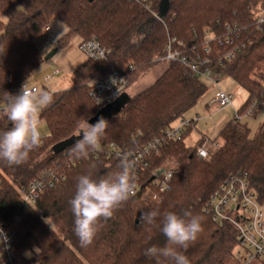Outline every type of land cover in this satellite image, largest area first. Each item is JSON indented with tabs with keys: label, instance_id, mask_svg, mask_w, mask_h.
<instances>
[{
	"label": "trees",
	"instance_id": "trees-1",
	"mask_svg": "<svg viewBox=\"0 0 264 264\" xmlns=\"http://www.w3.org/2000/svg\"><path fill=\"white\" fill-rule=\"evenodd\" d=\"M169 2L167 15L158 18L154 13L159 12L160 0L153 1L152 11L130 0H0V107L5 106V92L17 94L44 62L50 48L38 45L36 39L53 18L67 27L57 41L58 47L74 37L83 41L94 36L109 51L106 60L86 58L72 72L70 87L51 93L53 104L40 113L41 121L49 127V135L42 136V147L30 153L28 161L20 166L10 167L0 161V228L14 235L9 250L0 249V264H155L145 250L153 245L164 246L166 237L159 227L141 224L140 216L156 209L161 214L173 211L183 215L189 211L202 217L203 231L197 240L187 249H180L190 264H237L236 228L229 222L215 223L203 208L229 174L240 170L248 172L251 186L264 204V122L253 133L242 119L229 120L219 132V146L208 160L196 155L205 139L187 145L185 131L167 141L160 155L148 158L149 165L138 183L143 187L152 180L153 169L167 158L174 159L176 172L161 201L143 200L140 190L112 218L101 221L88 247H82L74 233L68 201L75 194L76 178L90 171L94 179L120 171L123 156L128 157L129 152L160 136L207 91L205 82L186 72L181 63L161 59L166 55L169 38L182 40L188 53L202 52L206 25L219 31L226 24L249 26L255 17L253 7L264 4V0ZM212 45L208 56L214 58L222 48ZM157 62H167L165 72L109 121L99 149L91 151L87 159L69 155L71 146L60 153L52 150L56 143L77 134L83 119L87 121L98 112L99 106L89 95L92 79L118 69L131 81L139 71ZM261 64L264 66V29L232 60L223 65L216 61L211 64L215 74L230 76L247 90L248 99L238 110L243 117L249 116L252 102L262 98ZM261 109L258 106L254 115ZM10 127L2 112L0 132ZM110 143L117 144L123 154L109 156L105 147ZM51 172L63 173L65 179L44 189L34 205L21 200L22 189Z\"/></svg>",
	"mask_w": 264,
	"mask_h": 264
},
{
	"label": "built area",
	"instance_id": "built-area-1",
	"mask_svg": "<svg viewBox=\"0 0 264 264\" xmlns=\"http://www.w3.org/2000/svg\"><path fill=\"white\" fill-rule=\"evenodd\" d=\"M130 1L139 3L146 9L151 10L154 0ZM253 12L255 17L253 23L249 26L226 24L219 31L213 26L206 25L204 27L205 43L202 52L188 53L184 51L185 44L182 40H178L175 36L170 37L166 46V55L161 59L179 62L184 66L186 72H191L202 81L208 80L213 85L219 86L216 80L217 74H215L211 67L212 62L216 61L219 65H223L226 61L232 60L238 53L252 45L258 38L259 33L264 29V4L254 6ZM154 15L161 18L159 12L154 13ZM43 31L49 35V42L51 44H57L49 34L51 31L50 23L44 27ZM212 44L222 48L214 58L208 56L213 51ZM78 47L86 58L106 60L108 57L109 51L96 37L80 41ZM129 69L133 70L134 66H130ZM60 73L61 70L59 68H54L53 73L46 75L44 80L48 83L54 76ZM26 84L34 91L41 90L35 84ZM129 86L130 80L124 75L123 71L113 69L108 75L99 76L91 80L89 83V95L94 103L99 106V109H101L115 101L123 93H126ZM48 92L54 93L52 91ZM96 98L99 99L100 103L97 104ZM211 104L217 105L220 108L231 106L233 105V95L219 88ZM258 106L264 107V91L260 101L255 100L252 102L247 115H254ZM2 109L3 107H0V115L3 112ZM238 110H235L234 118L239 120L243 118V115ZM197 119L182 117L141 149L127 154L129 160L135 162L134 172L137 177L135 195L142 190L143 200L154 202L162 200L163 195L170 188V182L176 172V168L156 167L152 170V180L143 187L138 184L141 183V174L149 165V157L160 155L161 149L167 141L181 136ZM218 146L219 143L217 141H205L202 146L197 148L196 155L200 159L208 160L211 152ZM105 149V152L109 156L123 154V150L115 143H110ZM63 179H65L63 173L51 172L43 179L33 181L27 189H22L21 200L34 205L44 189L53 187L55 183ZM203 211L215 223L223 224L229 222L236 228L238 233V244L235 249L237 264H251L255 260L264 261V204L259 201L256 190L251 186L248 172L240 170L230 173L210 195ZM3 233L6 234V239L3 234H0V249L8 251L12 245L14 235L4 229Z\"/></svg>",
	"mask_w": 264,
	"mask_h": 264
},
{
	"label": "clouds",
	"instance_id": "clouds-1",
	"mask_svg": "<svg viewBox=\"0 0 264 264\" xmlns=\"http://www.w3.org/2000/svg\"><path fill=\"white\" fill-rule=\"evenodd\" d=\"M4 102L2 111L11 127L0 132V161L10 167L20 166L28 161L30 153L43 145L44 138L39 130L40 113L53 104L54 97L45 90L34 91L25 83L17 94L5 92ZM108 127L109 121L103 116L95 124L83 119L79 125V138L68 149L69 155L75 159H87L100 145ZM134 167L135 162L123 156L120 171L99 179H94L90 171L76 178L75 194L68 203L74 216V233L82 247L93 243L102 220L112 218L135 195L137 177ZM140 222L159 227L166 237L164 246L153 245L145 250L144 254L153 258L155 264H190L180 249H187L197 240L203 231L202 217L189 211L183 215L173 211L161 214L156 209L142 212ZM0 234L6 239L2 228Z\"/></svg>",
	"mask_w": 264,
	"mask_h": 264
},
{
	"label": "rangeland",
	"instance_id": "rangeland-1",
	"mask_svg": "<svg viewBox=\"0 0 264 264\" xmlns=\"http://www.w3.org/2000/svg\"><path fill=\"white\" fill-rule=\"evenodd\" d=\"M2 18L3 20H5L4 16H2ZM50 24L51 31L49 34L54 39V41L57 42L58 39L67 31V27L58 18H53L50 21ZM80 40V37H74L65 46L58 47L57 44H51L49 42V35L44 33L43 31V33L40 34L36 39L37 44L48 45L50 50L57 48V52L51 59L44 60V62L33 71L32 76L29 79V83L37 85L41 90L48 89L52 92H57L69 88L71 85L72 72L85 59V55L78 47V43ZM167 67V62H157L148 67L146 70L139 71L138 75L131 79L127 93L132 97V99L137 97L139 94L153 85L157 81V79L163 75ZM54 68H59L61 70V73L54 76L47 83L44 78L46 75H51ZM263 68L264 66L263 64H261L259 69ZM218 79L219 86L215 87H211L212 83L210 81L207 80L205 82L207 86L206 93L199 99L194 107L186 112L187 116H191L196 113H199L200 115H206V113L209 112L208 110L206 111V105L210 103L219 88L223 89L227 93H234V95L240 99L244 97V95L246 96V92L234 78L222 74L218 76ZM208 107L210 109H214L215 111L213 113H209L208 116L205 117L206 119L203 120V122L201 121V126L204 129H208L212 126L215 127L217 121L223 116L224 113V111L218 110L215 105H208ZM226 111H229V109H226ZM244 121L247 122L252 132L255 133L260 124L264 122V108L263 111H261L259 115H257V117L245 118ZM87 122L90 123L88 120ZM39 130L41 136L49 135V127L45 121H40ZM79 131L80 130H78L77 133H79ZM187 142L188 144H191L192 142H194V139L188 137ZM160 166L177 168V162L174 159L167 158L163 160L158 167Z\"/></svg>",
	"mask_w": 264,
	"mask_h": 264
},
{
	"label": "crops",
	"instance_id": "crops-1",
	"mask_svg": "<svg viewBox=\"0 0 264 264\" xmlns=\"http://www.w3.org/2000/svg\"><path fill=\"white\" fill-rule=\"evenodd\" d=\"M86 59V57H85ZM84 59V60H85ZM221 75V74H217L216 76V80L218 81V85H219V79H218V76ZM206 82V81H204ZM216 85H213L211 87H215ZM242 87V86H241ZM243 88V87H242ZM243 90L246 92V96L244 95V97H242L241 99L240 98H237L234 93H230L233 95V105L231 106H228V107H225V108H220L218 107L217 105H215L217 107L218 110H221V111H224L223 113V116L217 121L215 127L212 126L208 129H204L202 126H201V121L203 122V120H205L206 116H208L209 113H213L215 110L214 109H210L208 107V105H214V104H211V101L210 103H208L206 106V111L208 110L209 112L206 113V115H200L199 113H196V114H193L191 116H187L185 114L184 117H188V118H198L196 120V122L189 128H187L185 131H186V138H185V142L187 145H193V143H197V141H199L200 139H205V141L209 142V141H217V137L219 135V132L221 131V129L226 125V123L233 119L234 118V114H235V110L239 109L245 102L246 100L248 99V92L245 88H243ZM54 92V91H53ZM263 108L254 116H245L242 118V120L244 121L245 118H250V117H257V115H259V113L261 111H263ZM216 109V110H217ZM226 109H229V111H226ZM193 138L194 139V142H192L191 144H188L187 142V138Z\"/></svg>",
	"mask_w": 264,
	"mask_h": 264
},
{
	"label": "water",
	"instance_id": "water-1",
	"mask_svg": "<svg viewBox=\"0 0 264 264\" xmlns=\"http://www.w3.org/2000/svg\"><path fill=\"white\" fill-rule=\"evenodd\" d=\"M169 5H170L169 0H160L159 15L161 18L167 15L169 11ZM56 52H57V48L50 50L45 56V60L51 59L56 54ZM131 99L132 97L127 92L123 93L115 101L99 109L98 112L88 121L90 122V124H95L101 116H103L106 120L110 121L115 115L119 114L127 106V104L131 101ZM78 138H79L78 133L74 134L71 137L56 143L52 147V150L55 153H60L64 151L66 148L73 145Z\"/></svg>",
	"mask_w": 264,
	"mask_h": 264
}]
</instances>
